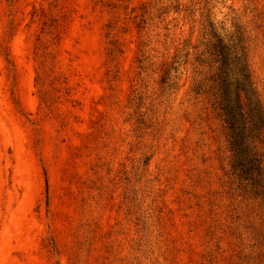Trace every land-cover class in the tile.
<instances>
[{
	"label": "rangeland",
	"instance_id": "obj_1",
	"mask_svg": "<svg viewBox=\"0 0 264 264\" xmlns=\"http://www.w3.org/2000/svg\"><path fill=\"white\" fill-rule=\"evenodd\" d=\"M258 105L264 0H0V264H264Z\"/></svg>",
	"mask_w": 264,
	"mask_h": 264
},
{
	"label": "trees",
	"instance_id": "obj_2",
	"mask_svg": "<svg viewBox=\"0 0 264 264\" xmlns=\"http://www.w3.org/2000/svg\"><path fill=\"white\" fill-rule=\"evenodd\" d=\"M45 25L46 24H44V27H45ZM50 26H48V28H49ZM226 48L225 47H223V44H222V42L219 40V39H217V43H216V45H215V53H216V56H218V57H220V60H219V62H220V73H222V69H223V65H226L227 63H226V61H227V57L225 56V52H224V50H225ZM233 57V59L236 61V62H239V64H240V66H241V71H242V73H241V76H242V78H243V81L248 85V87L250 88V92H252L251 91V89H252V87H253V83L251 82V78H250V74H249V72H248V68L246 67V65L244 64V61L241 59V61H240V58L242 57V55H240L239 57H237V56H232ZM174 63V62H173ZM171 71H173V73H174V75H171L170 73H171ZM159 84H161V85H164V84H167L168 83V86H173V85H175L178 81H179V77L177 76V68L176 67H174V66H172V63H168V62H163L161 65H160V69H159ZM213 82L215 83V84H217V85H219V86H221V82H222V80H221V78H220V75H219V73L217 74V76H216V80H213ZM223 83V82H222ZM254 89V88H253ZM196 93H198V92H196ZM253 94V93H252ZM224 97H226V96H224ZM223 101H225V98H224V100H222V102ZM227 102V101H226ZM257 104H258V102H257ZM219 106H220V110L222 111V112H224V115H225V117H227V115L229 116V118H228V120H226V123L229 125V129H232L233 130V128L235 127L234 125H235V117H236V115L234 114V112H233V110L231 109V108H229L228 106H223V104L220 102V104H219ZM259 107H258V110H259V112H260V114H261V116L263 117V119H264V111H263V109H262V107H260V105H258ZM236 109H238V106L236 107ZM234 121V122H233ZM264 128V127H263ZM252 167H254V166H252ZM239 169H240V172L243 174V175H248L251 171H253L254 170V168H250V167H248V168H246V167H242V166H240L239 167ZM251 170V171H250ZM254 171H256V170H254Z\"/></svg>",
	"mask_w": 264,
	"mask_h": 264
}]
</instances>
